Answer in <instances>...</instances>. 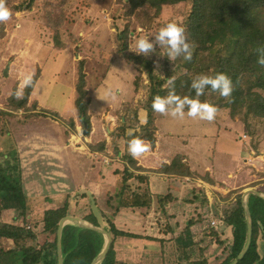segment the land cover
<instances>
[{"label":"rangeland","instance_id":"rangeland-1","mask_svg":"<svg viewBox=\"0 0 264 264\" xmlns=\"http://www.w3.org/2000/svg\"><path fill=\"white\" fill-rule=\"evenodd\" d=\"M29 4L30 0H6L12 18L0 23V163L13 160L16 155L22 169L23 159L35 156L33 161L39 167L35 171L46 186L47 197L60 195L63 199L61 205L69 200V215L89 224L92 223L86 217L91 213L97 215L102 226L107 224L106 218L114 223L111 216L120 198L119 183L125 168L122 160L129 153L126 136H130L129 130L138 132L146 123L144 107L150 93V80L144 70L119 51L125 43V38L119 36L128 31V52L137 55L130 50V46L135 48L140 37L153 40L162 27L174 22L186 29L194 59L199 45L188 34L187 16L191 12V0H155V5L145 4L132 14L129 12V0H35L28 8ZM141 55L152 61L154 72H158L156 74L163 79H175L187 71L185 64L188 60L183 55L169 60L166 48L156 46L150 56ZM157 62L160 65L158 69ZM81 65L86 73L90 98V129L83 126L76 106ZM33 71L35 84L28 100V106L32 108L9 111L10 94L15 87L18 88L22 77ZM108 91L112 96L105 99L104 94ZM254 91L264 95L263 89L254 87ZM207 101L214 103L217 98L209 97ZM240 110L233 115L231 108L218 107L211 122L187 116L186 109L183 119L156 113V143L154 145L145 140L151 144V150L134 158L141 169H130L133 172L132 191L149 192L153 197L168 194L175 199L165 206L167 212L151 211L147 216H139L140 223L134 221V227L129 229L140 236L136 240L139 244H115L116 247L134 248H128L126 256L131 263L185 264L177 237L190 221L194 222L191 231L197 248L204 250L211 264L222 263L223 259L219 257L229 243L223 241L222 244V240L211 233V230H219L209 228L210 218L204 217L205 210L212 209L215 215L220 212L225 214V206L233 204L239 195L243 200L250 189L264 196V118L253 115L246 118L247 110ZM72 119L76 124L75 131L70 130L66 123ZM162 129L172 130V136L181 135V139L202 134L220 136L217 141L209 140L212 146L206 147L203 153H199L202 142L187 149L194 157V167L211 163V168L213 164L220 170L215 168L216 171L211 174L204 172L203 168H195L197 171H194L190 167L195 176L183 179L178 176V180H173L172 187H158L159 192L152 193L150 183H154L157 173L159 177L166 176L160 172L162 165L167 163L165 161L171 163L182 154L180 149H175L173 153L167 150L163 155L155 153L163 144L164 139L156 135L157 130ZM40 142L43 145H39ZM101 142H106L104 151L93 150L89 146ZM24 146L28 148L23 151ZM68 147L80 151L78 156L86 157L88 165L86 161L84 166L81 163V168L78 167L81 171L86 170V175L90 174L95 179L100 173L105 183L96 182L92 188L83 185L82 188L72 189L68 181L59 182L62 177L68 179L75 174L74 166L68 163L69 153L65 156L66 164L64 161V164L60 163L61 167L57 165L63 159L62 153L59 155L60 148L63 151ZM25 162V170L33 174L28 160ZM40 166L45 169H40ZM229 167H232L230 171ZM230 172L234 176L228 177ZM34 191L41 193V188ZM194 194L207 197L208 202L192 201ZM44 204L41 203L42 206ZM33 207L37 209L36 203ZM40 213L36 214L37 224L42 219ZM168 226L174 231L168 230ZM33 231L50 239L43 228L39 231L38 225ZM5 238L0 237V264H21L22 255L17 252L12 239ZM29 243L33 244L32 241ZM258 244L259 251L264 253L261 233ZM126 248L119 250V257H125Z\"/></svg>","mask_w":264,"mask_h":264},{"label":"trees","instance_id":"trees-1","mask_svg":"<svg viewBox=\"0 0 264 264\" xmlns=\"http://www.w3.org/2000/svg\"><path fill=\"white\" fill-rule=\"evenodd\" d=\"M34 2L35 0H30L28 8H31ZM129 3V12L132 14L145 4L155 5V0H129ZM191 3V12L187 16L188 34L192 40L198 43L199 49L193 56L194 59L185 64L187 71L176 77L171 86L165 85L167 80L154 72L151 60L142 55L128 52V42H126L128 31H124L119 36L125 38V43L119 51L129 61L138 63L150 80V93L144 107L147 114L146 123L138 132L126 136L128 145L134 137L150 140L155 145L154 131L157 112L152 109L154 97L157 95L166 96L174 88L175 93L181 97L195 98V91L191 89L190 85L192 80L201 74L214 77L218 73H224L233 83V92L230 97H222L219 92H213L210 88H206L204 95L199 97L201 102H208L209 97H214L217 98V101L210 104L217 108L229 107L232 109L233 115L245 108L247 110L246 118L250 115L264 118V95L254 91V87L264 90V66L257 63L259 57L257 50L264 48V0H191ZM82 68L81 65L80 78L76 86L78 91L76 106L83 126L90 129L91 121L88 113L90 98H88L89 92L86 87V73ZM249 82L252 83L249 84ZM33 87L34 85L26 88L24 98L21 100H17L11 95L9 98L10 110H30L32 107L28 106V100ZM16 89L15 87L14 92ZM46 111L48 112V110ZM66 123L70 130L75 131L76 124L73 119ZM89 146L93 150L104 151L106 142ZM14 157L16 159L0 163V209L19 211L20 215L24 217L25 224L15 225L0 222V237L12 239L17 252L22 255L21 264H58L59 222L71 213L70 201H66L62 207L45 211L44 232L51 240L47 239L38 247L36 245L37 234L29 228L30 225L26 219L30 207L24 191L20 160L16 155ZM123 161L125 168L122 173V181L119 183L120 198L114 207L115 211L129 207L147 209L156 207L158 210L166 211L165 206L175 197L168 194L153 197L149 192L132 191L133 172L130 169L132 167L140 170L141 167L137 166V161L129 153L124 155ZM160 172L179 177L196 175L179 155L171 163L163 164ZM229 197L230 195L227 196V198ZM197 200H201L205 204L208 202L207 197L194 194L192 201ZM247 202L253 222L252 241L248 251L243 258L238 260L237 264H264V253H260L258 244L260 233L264 241V197L250 193ZM224 210L225 224L219 231L211 230V233L222 240V244L223 241L229 243L224 249V256L219 257V259H223L220 264H232L248 241V223L242 196L239 195L233 204L226 205ZM103 218L105 219V216ZM86 220L97 227L102 226L94 213L88 215ZM106 221L107 224L102 227L111 233L113 240L111 248L101 264H127L117 259L115 241L120 236L134 238L140 236L118 229L107 218ZM193 224L194 222L190 221L185 231L177 237L185 264H211L204 255V250L197 248L195 235L191 231ZM168 228V230L174 231L172 227L168 226ZM229 230H231V237L227 236ZM31 241L33 244L29 243ZM105 243V235L97 230L82 227L76 223L66 224L62 231L64 264H92L104 249ZM1 257L0 254V260Z\"/></svg>","mask_w":264,"mask_h":264},{"label":"crops","instance_id":"crops-1","mask_svg":"<svg viewBox=\"0 0 264 264\" xmlns=\"http://www.w3.org/2000/svg\"><path fill=\"white\" fill-rule=\"evenodd\" d=\"M9 111L14 112V111H12L10 109H9ZM171 131L172 130L168 131V130H165V129H162V131L161 130H157L156 135H158L160 137V139H164V140H162V143H163L162 147H159L157 149V150H160L161 152L157 151L155 153H157L159 155H163L164 152H167V150H169V152L173 153L175 149H177V150L180 149L182 151L181 157L183 159V162L186 165H188L189 167H191L194 171H197V170H195V168H201V169L203 168L204 172L207 171V172H210L211 174H213V171H216V169H218V168H216L217 166L214 167L213 164H212V168H211L210 167L211 163H209V164H200L199 167H194L195 165L192 164V157H193L192 153L190 151H188L187 149L191 148L193 145L199 146L200 142H202L201 143L202 145L200 147L199 153H203L202 151H204L206 147L212 146V144L209 143V140L217 141V140H219L220 136L214 137V136H207V135L202 134V136L201 135H193L192 137L190 136V137H187L186 139L185 138L181 139V135L180 136H172V132ZM123 137L124 136H122V138ZM41 143L43 145V142H40L39 145H41ZM125 144H126V141H125ZM32 145H34V144L32 143ZM34 146L36 147V146H38V144H36ZM27 148H28V146L22 147L23 151L26 150ZM154 148H156V147H154ZM30 151H33V149L30 150ZM27 152H28V150H27ZM60 153H62V155H63L62 158L63 159H60L58 161L57 165L61 167L60 163L64 164V161H65V164H66L67 159H66L65 156H66L67 153H69V154H67V157L70 156L69 159H68V163L70 165L74 166L72 168H74L75 174L74 175H70V178H68V179H64L62 177L59 182L64 181V180L68 181V183L70 184L72 189H76L77 187L78 188L79 187L82 188L83 185L84 186H89L90 185L89 187L92 188V187H94L93 183H96V182L97 183H101L103 181L105 183V180H104V178L102 179L100 173H98L97 179H95V178L90 177V174L86 175V170H84V171L82 170L81 171V169H79V168H81V163H83V166H84V161H86V157L84 159L83 158L84 156H78L80 151H78L77 149L74 150V149H71V147H68L67 150L63 149V151H61V148H60L59 155H60ZM27 155H29V153ZM22 156H24V154ZM35 158H36L35 156L34 157L30 156L28 159L27 158L23 159V161H22V176L23 177L22 178H23V181H24L23 182L24 191H25V193L27 195V198L29 200V207H30L29 211H28V214L26 216V219L28 221V225L33 226L34 228H35V226L38 225L39 226V231H40L41 228H43V230H44V220L43 219H44L45 211L48 210V209H56V208L62 207L65 203L63 205H61L62 204L61 202H63L61 200H63V199L61 197H59L60 195H58V194L50 195L51 197L48 195L49 197H47V193L45 191L46 186L42 182V180H40V177L36 173V171H37L36 169H39V167L37 166V163H35L33 161ZM189 159H191V161ZM27 160H28V165L30 166L29 168H31V170L33 171V174H29L27 172V170H25V167L27 166L25 161H27ZM238 161L239 160H236V162H238ZM165 162L170 163L167 160ZM186 162H188V163H186ZM86 163H87V161H86ZM122 164H123V160H122ZM87 165H88V163H87ZM26 169H27V167H26ZM40 169H45V167L40 166ZM231 169H232V167H229L228 170L230 171ZM234 169L237 170V168H234ZM219 170L220 169H218V171ZM58 171H60L59 168H58ZM230 173L228 174V177L229 176L230 177L234 176V174H232V173L230 174ZM158 175L159 174L157 173V176H155V178H153V180H155L154 183L153 182L150 183L151 184L150 185V189L152 188L151 189L152 193L153 192H159L158 191V187H160V188L170 187L173 184V180H178V176H175V175L163 174V175H166L164 177H159ZM180 178L183 179V178H189V177L186 176V177H180ZM151 180L152 179H150V181ZM104 183L102 185H105ZM39 188H41V193L40 192L35 193L34 190L35 189H39ZM50 193H52V192L50 191ZM42 202H44L46 204H44L42 206L41 205ZM35 203H36V208L37 209L39 208L38 210L34 209V207H33V205H35ZM109 209H110V207H109ZM155 210L161 211V210H158L157 208L156 209L154 208L153 210H152V208H150V209H147V208H133V207L122 208L121 210H119L117 212L115 210H113V216H111V218L113 219V222L115 223V225L117 226L118 229L126 231V232H129V233H134L133 230L129 229L130 227H132V228L134 227V221L137 220L136 222L140 223L141 222L140 221L141 220L140 217L142 215L146 214V216H147L148 213H150L151 211H155ZM39 212H42L39 215L40 217H42V219H40V221H38L39 223L37 224V222L35 221V218L37 216L36 214L37 213L39 214ZM111 212H112V210H111ZM136 216H138V217H136ZM0 222L9 223V224H15V225H23V224H25L24 217L22 215H20V212L15 210V209H0ZM118 224H121L122 227H120ZM35 233L37 234V237H38L36 245L38 247H40L47 239H45L42 234H39V232L36 231ZM134 234H136V233H134ZM5 239L9 240V238H5ZM136 240H137V238H134V237L120 236V237H118L116 239L115 244H117V243L118 244H121V243L124 244L125 243V244H130V245L139 244V243L136 242ZM120 247H116L115 246V250H116V253H117V259L120 260V261H123V262H125L127 264H133V263H131L129 261V259L126 258V256L128 254L127 252H129V249L130 250H134V248L133 247H131V248L127 247L126 248V246H124V247L122 246L121 248ZM119 248L121 250H122V248H126L124 250V251H126V252H124V256L125 257H123V258L119 257V254H120L119 253V250H120ZM10 250H12V248H10ZM263 251H264V247H263Z\"/></svg>","mask_w":264,"mask_h":264},{"label":"clouds","instance_id":"clouds-1","mask_svg":"<svg viewBox=\"0 0 264 264\" xmlns=\"http://www.w3.org/2000/svg\"><path fill=\"white\" fill-rule=\"evenodd\" d=\"M11 18L12 11L6 6V0H0V23L6 22ZM156 46L167 49L169 60H175L181 55H183L185 60L190 61L192 59L191 45L188 42L186 29L177 23L170 22L166 24L154 35L153 40H150L149 37H140L136 41L135 48L130 46V50L137 55L143 54L147 57L155 51ZM257 51L259 52L257 63L264 66V48H260ZM156 67L157 69L160 67L158 62ZM34 76V71L25 74L18 88L10 95L17 100L23 99L24 90L34 85ZM173 84L174 79L169 78L167 85L171 86ZM190 87L195 91V98H190L189 96L181 97L175 93L173 88L166 96L157 95L154 97L152 103L153 111L162 115H170L173 118L183 119L185 109H187V116L211 122L215 119L218 108L208 102H201L199 97L204 95L206 88H210L213 92H219L225 98L230 97L233 92L232 80L224 73H218L214 77L204 74L198 75L192 80ZM110 96H112L110 91L105 92V99ZM128 134L132 135V131L129 130ZM128 150L133 158H138L151 150V144L139 137H134L129 142Z\"/></svg>","mask_w":264,"mask_h":264},{"label":"water","instance_id":"water-1","mask_svg":"<svg viewBox=\"0 0 264 264\" xmlns=\"http://www.w3.org/2000/svg\"><path fill=\"white\" fill-rule=\"evenodd\" d=\"M250 193H254V194H257L261 197H264L259 191H256L254 189H250L243 196V203L245 206L247 223H248V241H247L246 246L244 247V249L242 250V252L238 256V258L232 264H237L238 260L244 257V255L246 254V252L248 251V249L251 245L252 234H253V222H252L251 211H250V208H249L248 202H247V197ZM69 221L77 223L82 227H87V228L97 230V231H99L105 235L106 243H105L104 249L102 250V252L98 255V257L92 263V264H101L104 261L105 257L107 256V254L111 248V244H112V240H113L111 233L102 227H97L95 225L89 224L88 222H84L83 220H81L78 217H75L73 215H67V216L63 217L59 222V228H58V258L59 259H58V264H64V257H63V252H62V231H63V227L66 224H68Z\"/></svg>","mask_w":264,"mask_h":264},{"label":"built area","instance_id":"built-area-1","mask_svg":"<svg viewBox=\"0 0 264 264\" xmlns=\"http://www.w3.org/2000/svg\"><path fill=\"white\" fill-rule=\"evenodd\" d=\"M206 210L204 217L210 218V221H208V226L213 227L216 230H219L225 224V214L223 212H220L218 215H215L212 209L210 211H206ZM29 228L31 227L29 226ZM32 230H34V228H32ZM231 235L232 234L230 230V234L227 236L231 237Z\"/></svg>","mask_w":264,"mask_h":264}]
</instances>
